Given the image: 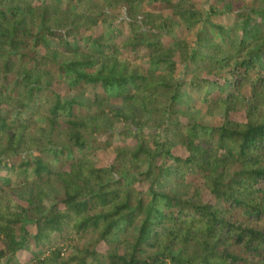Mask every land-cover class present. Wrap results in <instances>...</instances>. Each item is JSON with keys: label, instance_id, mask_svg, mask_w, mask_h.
Returning a JSON list of instances; mask_svg holds the SVG:
<instances>
[{"label": "trees", "instance_id": "trees-1", "mask_svg": "<svg viewBox=\"0 0 264 264\" xmlns=\"http://www.w3.org/2000/svg\"><path fill=\"white\" fill-rule=\"evenodd\" d=\"M207 3L0 0V264H264V0Z\"/></svg>", "mask_w": 264, "mask_h": 264}, {"label": "rangeland", "instance_id": "rangeland-1", "mask_svg": "<svg viewBox=\"0 0 264 264\" xmlns=\"http://www.w3.org/2000/svg\"><path fill=\"white\" fill-rule=\"evenodd\" d=\"M192 1H194L198 7H206L208 5L207 2H209V0H192ZM164 12L170 13L171 11L166 10ZM99 31H100V28H98L94 32L97 33ZM173 39L174 40H182V41H185L186 43H188L189 45H192L193 40H194V30L193 29H187L185 26L180 25L174 29V31L172 32L171 35H166L163 37V40L166 44L173 42ZM179 58H180V55L177 54L176 59L178 60ZM54 88L62 94L67 91L66 86L62 83H55ZM198 107L203 112H205L206 115H208V117H210L211 119H215L218 117L217 116L218 110H216L214 108H208V107L202 106V105H199ZM232 118L240 120V119H243V115L240 111L234 112V113H232ZM175 153L176 154H184V151H183V149L178 148V150H176ZM113 155H114L113 148L110 147L107 149H100V150L96 151L93 156H94L96 163H98L99 165H105L112 160ZM187 179L190 183L194 184L198 188H200L202 185L201 180L197 176L189 175V176H187ZM27 193H28V190L25 191L24 193L20 194V195H14L15 202L17 204H19L20 206H26ZM202 198L204 200H207L209 198V196L207 193H204V194H202Z\"/></svg>", "mask_w": 264, "mask_h": 264}]
</instances>
